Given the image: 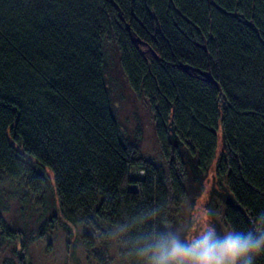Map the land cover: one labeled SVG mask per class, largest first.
Wrapping results in <instances>:
<instances>
[{"label": "trees", "instance_id": "1", "mask_svg": "<svg viewBox=\"0 0 264 264\" xmlns=\"http://www.w3.org/2000/svg\"><path fill=\"white\" fill-rule=\"evenodd\" d=\"M108 42L153 106L168 170L124 135ZM220 137L235 264H264V0H0V172L33 194L51 181L91 225L121 224L128 264L207 249L168 224L191 167L203 190ZM0 232L19 238L1 215Z\"/></svg>", "mask_w": 264, "mask_h": 264}, {"label": "rangeland", "instance_id": "2", "mask_svg": "<svg viewBox=\"0 0 264 264\" xmlns=\"http://www.w3.org/2000/svg\"><path fill=\"white\" fill-rule=\"evenodd\" d=\"M107 50L112 57L110 76L119 94L117 116L126 139L139 155L155 160L168 170L170 163L156 140L153 106L145 95L136 93L127 82L113 42H108ZM225 148L220 137L210 168L201 173L205 179L203 190L196 178L200 172L191 167L188 188L191 190L189 198L191 196L193 200L194 197V202L188 198L182 210L177 212L172 208L168 224L176 230L191 225L189 239L194 241H205L207 237L217 236L216 232L221 234V250L207 257V264H235L234 239L224 219L222 199V195L231 198L232 193L227 177L216 174L218 158ZM0 215L19 236L8 239L0 232V264H128L124 254L126 235L123 226L110 225L96 217L97 225H91L82 211L67 213L51 181L44 192L33 194L0 172ZM174 219L178 225H174ZM84 235L92 238V246L85 244ZM172 239L179 251L180 242L176 237Z\"/></svg>", "mask_w": 264, "mask_h": 264}, {"label": "flooded vegetation", "instance_id": "3", "mask_svg": "<svg viewBox=\"0 0 264 264\" xmlns=\"http://www.w3.org/2000/svg\"><path fill=\"white\" fill-rule=\"evenodd\" d=\"M155 133H156V140L158 142V144L160 145L159 142V138L157 136V132H156V126H155ZM160 149H161V145H160ZM162 153L163 150L161 149ZM189 192L191 193V190L189 189ZM189 193V195H190ZM191 200V202H194V200H192V197L190 196L189 198ZM194 199V197H193ZM192 204V203H191ZM185 207V205L183 206V208ZM174 225H178L177 220H174ZM188 228H190V225H183V227H181L180 230H176L174 227L171 229L173 231V233H183L184 230H187ZM205 242L207 244V249H203V251L200 253L199 257L196 258L197 261L195 262V264H207V257H209L212 254L216 253V250H221L220 248L222 247V236L221 234H217V236H210L209 239L208 237L206 238ZM217 247V248H216Z\"/></svg>", "mask_w": 264, "mask_h": 264}, {"label": "water", "instance_id": "4", "mask_svg": "<svg viewBox=\"0 0 264 264\" xmlns=\"http://www.w3.org/2000/svg\"><path fill=\"white\" fill-rule=\"evenodd\" d=\"M119 64H120V67H121V60H120V57H119ZM186 190H187V193H188V195H189V188L188 187H186ZM180 248V247H179ZM179 253H180V255H181V257H182V259H183V261L185 262V263H187V258H186V256H185V252L182 250V249H180L179 250Z\"/></svg>", "mask_w": 264, "mask_h": 264}]
</instances>
